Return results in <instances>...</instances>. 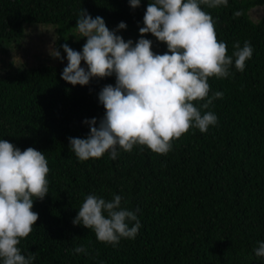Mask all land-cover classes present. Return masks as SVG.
Returning <instances> with one entry per match:
<instances>
[{
	"label": "trees",
	"instance_id": "trees-1",
	"mask_svg": "<svg viewBox=\"0 0 264 264\" xmlns=\"http://www.w3.org/2000/svg\"><path fill=\"white\" fill-rule=\"evenodd\" d=\"M149 2L134 9L129 0H0V140L44 153L50 169L48 194L33 202L39 218L18 245L21 254H34L32 264H264L254 252L264 242V15L251 18L264 0L201 5L229 56L234 43L245 41L253 54L244 71L233 62L230 76L209 78V96H223L202 114L212 111L218 123L206 133L191 128L167 154L136 145L131 152L118 149L115 160L107 152L79 160L69 138H87L85 120L96 118L98 126L105 115L98 95L115 86V75L73 86L61 78L64 68L20 67L8 52L32 26L51 30L60 54L64 44L82 51L86 38L75 28L82 9L102 17L109 30L124 22L117 33L135 44ZM237 11L243 14L234 16ZM144 38L156 43L154 53L168 51L151 33ZM91 194L108 201L121 195V208L134 211L141 224L135 238L113 246L74 225ZM77 246L87 252L75 253Z\"/></svg>",
	"mask_w": 264,
	"mask_h": 264
},
{
	"label": "clouds",
	"instance_id": "clouds-1",
	"mask_svg": "<svg viewBox=\"0 0 264 264\" xmlns=\"http://www.w3.org/2000/svg\"><path fill=\"white\" fill-rule=\"evenodd\" d=\"M129 3L135 9L141 0ZM227 4L228 0H150L135 44L116 34L126 29L124 22L116 30H109L102 17L93 18L87 10H81L75 28L86 43L82 51L73 50L68 44L61 46L68 61L61 78L73 86H84L92 78L115 75L116 83L105 85L99 92L105 115L98 126L96 118L85 120L90 128L87 138H69L70 149L79 160L101 158L106 152L115 160L118 149L131 152L136 145L167 154L172 142L191 128L206 133L209 126L218 123L212 111L202 114L213 100L223 96L220 91L209 96V78L230 76L233 62L237 71H244L253 54L250 42L245 41L242 47L239 42L234 43L229 56L226 43L217 38L216 21L201 7ZM242 14L237 11L233 15ZM148 33L165 43L168 51L154 53L152 41L144 38ZM51 54L62 59L59 50ZM82 61L87 68L81 66ZM49 171L44 153L32 147L21 151L7 140H0L2 264H32L35 259L34 254H21L18 245L39 218L32 211L33 202L42 201L48 194ZM122 199L121 195L110 201L88 195L73 224L93 230L98 241L113 246L121 238H135L141 224L134 211L121 208ZM129 222L134 224L129 227ZM73 251L87 252L84 246ZM254 252L257 257H264V242H259Z\"/></svg>",
	"mask_w": 264,
	"mask_h": 264
},
{
	"label": "rangeland",
	"instance_id": "rangeland-1",
	"mask_svg": "<svg viewBox=\"0 0 264 264\" xmlns=\"http://www.w3.org/2000/svg\"><path fill=\"white\" fill-rule=\"evenodd\" d=\"M264 15V7L257 8L251 11V18L254 21L259 20ZM29 29L27 37L18 45L10 47L9 51L13 54L16 62L20 67L27 64L29 66H38L42 63L45 65H56L64 68L67 66L66 54L62 55V59H57L52 56L53 50H58L55 45L56 38L51 30H44L38 26H32ZM47 31V33H46ZM116 34L118 35L117 31ZM128 40H131L130 38ZM156 50V43H152V51ZM81 66L87 68L85 62H81Z\"/></svg>",
	"mask_w": 264,
	"mask_h": 264
}]
</instances>
